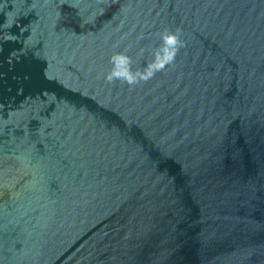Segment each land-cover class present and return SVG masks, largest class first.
I'll return each instance as SVG.
<instances>
[{
    "label": "water",
    "instance_id": "water-1",
    "mask_svg": "<svg viewBox=\"0 0 264 264\" xmlns=\"http://www.w3.org/2000/svg\"><path fill=\"white\" fill-rule=\"evenodd\" d=\"M0 264H264V0H0Z\"/></svg>",
    "mask_w": 264,
    "mask_h": 264
}]
</instances>
